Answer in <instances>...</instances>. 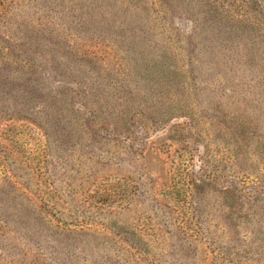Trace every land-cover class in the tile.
Instances as JSON below:
<instances>
[{
    "label": "rangeland",
    "instance_id": "1",
    "mask_svg": "<svg viewBox=\"0 0 264 264\" xmlns=\"http://www.w3.org/2000/svg\"><path fill=\"white\" fill-rule=\"evenodd\" d=\"M210 1L159 0L170 8L166 22L148 32L134 0L126 13L116 10L122 0L113 9L112 0H0V264H103L102 255L118 264V236L178 243V264H190L187 256L226 264V247L247 256L238 264H264L263 212L238 207L223 188L228 172L246 184L264 173V54L243 78L225 63L245 56V44L264 48V30L212 47ZM189 15L197 19L190 37L179 20ZM135 123L146 124V136L123 139L139 135ZM16 178L56 209L80 205L91 221L69 237L43 228ZM108 209L117 213L116 237L98 223ZM244 241L249 247H237Z\"/></svg>",
    "mask_w": 264,
    "mask_h": 264
},
{
    "label": "trees",
    "instance_id": "2",
    "mask_svg": "<svg viewBox=\"0 0 264 264\" xmlns=\"http://www.w3.org/2000/svg\"><path fill=\"white\" fill-rule=\"evenodd\" d=\"M121 0H112V9L116 7V4L119 3ZM123 2L127 3L126 7L120 6L116 7L117 11H121L123 13H126L129 11V7H135L136 10L140 13H144L145 15V20L143 21V25L147 27L148 32H153V29L155 27V23L160 22L164 23L166 22L165 20V11L170 8L162 9L161 3H159V0H134L135 3L132 2V0H122ZM165 5L167 4L168 6H172L171 0H163ZM235 2L232 3H227L224 7L225 3H217L215 0H211L210 4L211 7H213L212 15L210 17H206L205 20L208 23V28L206 29V32L208 33L209 31L212 32L210 34L212 36L213 40V45H220L224 41H226L229 37L234 36L236 40L241 39L242 35L246 32H254L257 29L264 30V18L259 19L257 18V21L262 22L263 25L258 24L257 21L253 20V17L255 13L258 12H263L264 13V3L263 4V9L262 6L260 7V2L258 0H235ZM161 2V1H160ZM176 2V0H175ZM133 3V6H132ZM234 9L235 11L237 10H243L241 13H235V12H230L231 9ZM251 8V9H250ZM172 9H175L172 7ZM249 12H254L252 13V16L249 17L248 13ZM170 14L172 15V11H170ZM192 14V13H190ZM197 14V13H195ZM150 15H153V17H150ZM188 15V14H187ZM138 16V14H137ZM191 17H186L185 19H179L187 22L190 27L186 30L189 34V37L193 35V29L196 27L195 22L197 19H193L192 15H189ZM172 17H174L172 15ZM169 19V23H171V18ZM222 20H225L224 23H221ZM142 21V19H141ZM202 22V21H200ZM161 23V24H162ZM121 28L127 29L128 25H121ZM147 32V34H148ZM195 34V33H194ZM160 35L162 36L161 41H163L167 46H171L172 44L169 41H173L170 38V34L164 33L161 31ZM225 35V36H223ZM174 35V37H176ZM82 38H84L82 36ZM175 40V38H174ZM255 40V38H254ZM153 44H159V39L155 40ZM263 42L258 41V42H251L250 44H245L242 46V51L245 52V56H242L243 52H236L235 57L240 58L241 64L239 61L234 58L232 63H228L229 60H225V63H227V72L232 73V70L234 73H237L240 75V73H243V67L244 66H249L251 65V62L253 66H255V57L257 53H260L261 55L264 54V48H263ZM216 57V55H213ZM263 56V55H262ZM159 57V56H158ZM223 58V57H221ZM251 60V61H250ZM262 60H264V56L262 57ZM229 65V68H228ZM233 74V73H232ZM241 78H243V75H240ZM258 80L261 79V77H264V73H262V76H258ZM74 87H78L77 84H74ZM228 90H231L228 88ZM81 105V104H80ZM130 110V109H129ZM95 113L93 112V117ZM122 116V115H121ZM95 118V117H94ZM144 122V121H143ZM147 122V121H146ZM143 124V125H142ZM140 125H137L134 129V131H138L139 135H126L124 134L123 139L125 138L127 141L133 139H143L146 136L145 130L147 129V126H145V123H142ZM190 128L189 123L187 124ZM191 129V128H190ZM138 136V137H137ZM251 177V176H250ZM252 180L250 183L246 184L239 178H236V176H233L229 174V172L226 175L225 183H224V191L228 195H233L232 197L234 198V202L238 204V207L245 205L244 202H249L248 205L258 207L263 213L260 214V216L263 215V220L262 222L259 221V230L260 232L264 233V173H258L257 176H252ZM202 182V181H200ZM204 182V181H203ZM16 183L24 187L25 193L21 195L22 198L27 200L29 211L32 213L30 216L33 218L32 220L37 223L38 225L43 226V228L47 227L48 229L53 228L56 231L63 233L66 236H74L78 235L75 229H77L76 226L83 222H88L91 221L89 220L85 215L82 217L81 213H79V209L81 208L80 205L74 204L73 207H70L68 209H63L59 210L53 207L52 205L49 204V198L46 200H42L39 195H35L32 191H27L29 188L23 183L22 180L16 178ZM245 192H248V194H244ZM200 196L197 195L196 197L192 195L193 200H196V203L200 205ZM254 204L252 205V201ZM258 201V202H257ZM239 202V203H238ZM78 203V202H76ZM255 203H259V206L255 205ZM231 209L233 206H230ZM72 210V211H71ZM67 212V216L64 215V213ZM234 215L231 216L233 218L237 214L233 213ZM117 215L116 212H114L113 209H108L106 212L101 214L100 216H104L103 220L101 222H98L101 227L106 230L110 235H113L116 237L117 233L115 231V219L114 217ZM44 218H47L45 220ZM70 218V219H68ZM54 221V224L52 221ZM70 223H74L75 226L73 227H66ZM257 223V222H256ZM262 224V225H261ZM261 227V228H260ZM206 230V227H203L201 232H204ZM109 235V237H110ZM108 236V235H105ZM118 236V235H117ZM71 239H74L73 237ZM118 239L121 240L122 246L119 247L114 251V256H119L120 260L118 264H143L142 262L146 264H178L179 259L177 255V251L179 250L181 254L183 253L182 250L178 247V243L174 244H169V243H164L162 242H156V243H149V245L143 244V245H135L133 243H130L129 241L122 239L121 237L118 236ZM69 243H71L69 241ZM68 243L69 246H72ZM162 245V246H161ZM249 242L247 243L246 241L242 242L241 244H237V247H249ZM261 245V246H260ZM116 246V244H114ZM151 247V250H149L147 247ZM259 246L262 248L264 247V237L260 240ZM155 247L156 249L160 250L159 255H152V249ZM259 248V247H258ZM170 250V252H168ZM231 250V251H229ZM62 252V251H61ZM116 252V253H115ZM225 257L233 255V257H228L229 259L224 260L226 264H238L239 260H246L247 256L240 257V253L234 252L233 248H225L224 251H220ZM245 251H243L244 253ZM63 253V252H62ZM64 253H66L64 251ZM121 253V254H120ZM192 256L193 258L196 257V253L194 250H192ZM177 255V256H176ZM147 256H150L147 258ZM101 260L104 263V257L102 255ZM183 261L186 260V262H190V264L194 263V259H191L190 257H185L182 259ZM142 261V262H141ZM234 262V263H232Z\"/></svg>",
    "mask_w": 264,
    "mask_h": 264
}]
</instances>
